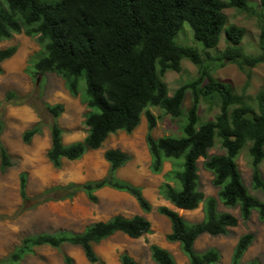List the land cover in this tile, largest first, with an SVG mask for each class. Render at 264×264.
Here are the masks:
<instances>
[{
	"label": "trees",
	"instance_id": "obj_1",
	"mask_svg": "<svg viewBox=\"0 0 264 264\" xmlns=\"http://www.w3.org/2000/svg\"><path fill=\"white\" fill-rule=\"evenodd\" d=\"M260 5L264 8V0H260ZM232 7L256 12L249 0H0V40L25 33L37 36L45 49L40 58L30 57L27 65L30 77L36 81L46 73H56L65 80L73 96L81 95L82 84L85 85L82 96L88 108L85 123L89 130L81 140L71 143L63 140L64 130L58 123L65 110L63 103L44 104L53 116L51 146L47 151L50 162L61 168L64 160H79L90 150L101 148L112 133L120 130L132 133L146 116L151 172L160 174L164 163L172 162V169L164 174L159 186V194L180 209L194 210L203 205L204 218L199 222L189 221L166 205L157 208L171 222L167 239L180 243L189 264H216L221 260L215 247L204 251L195 248L203 234L226 235L239 224V217L246 222L253 211L264 222V202L250 193L237 163L242 149L250 143L253 180L257 187L264 186L260 171L264 162V90L257 94L256 108L235 92L230 81L213 73L215 67L236 63L246 74L245 87L250 85L253 68L264 62V16L259 14L263 20L260 36L263 51L259 55L249 54L241 45L245 28L236 24L226 26L228 17L224 10ZM184 22H189L195 40L205 48L217 47L224 29L228 44L215 55L203 54L196 46L181 45L176 36ZM17 50L15 45L0 49V72L2 63ZM183 59L198 67V75L170 95L165 74L170 70L181 71ZM188 91L192 104L182 127L183 135L155 137L153 130L158 120L150 107L158 106L173 118L181 117ZM215 98L220 100V112L215 119L201 122L202 100ZM5 101L25 103L24 97L14 91L7 92ZM42 128L43 124L37 122L23 133V141L31 142ZM3 131L0 113V168L6 171L13 161L1 139ZM216 138L225 153H209ZM105 158L110 163L105 177L54 185L34 198L28 194V172L22 171L19 175L22 203L18 213L50 200L73 199L81 192L96 203L97 192L106 187L133 195L144 214L153 211L143 188L117 175L119 168L131 160V154L112 148L105 151ZM200 158L205 159L203 167L214 176L217 197L207 196L201 189ZM219 201L227 208H239L240 216L221 211ZM144 214L132 217L118 214L90 223L80 232L58 230L28 235L3 262L17 264L37 247L60 248L64 244L80 246L91 263L101 262L94 244L117 232L139 238L152 231V223ZM254 240L252 232L240 236L231 264H245L243 257ZM150 250L157 264H178L168 249L151 244ZM65 260L71 262L70 257ZM121 264L137 262L123 253ZM246 264L261 262L254 259Z\"/></svg>",
	"mask_w": 264,
	"mask_h": 264
},
{
	"label": "rangeland",
	"instance_id": "obj_2",
	"mask_svg": "<svg viewBox=\"0 0 264 264\" xmlns=\"http://www.w3.org/2000/svg\"><path fill=\"white\" fill-rule=\"evenodd\" d=\"M249 3L256 10L255 13L235 7L226 8L224 10L228 17L226 26L236 24L245 28L246 32L241 45L247 53L259 55L263 51L260 37L263 20L259 14L264 16V8L261 7L260 0H249ZM176 41L184 46H196L203 54L208 52L212 55L219 53L228 44L224 29L219 45L215 48H205L201 42L195 40L189 22H184L176 36ZM12 45L17 46L18 50L13 57L2 63L0 72V113L4 122L1 139L13 161V166L8 170L2 171L0 168V264H12L3 262V259L13 252L20 245L22 239L28 235L40 232L53 233L58 230L80 232L88 224L107 220L116 214L133 215L142 212L137 200L130 198L126 193H117L108 189L98 193L99 201L96 203L91 202L85 194L80 193L73 199L50 200L35 208L18 213L22 203L19 191V175L22 171L28 172V194L31 198L54 185L84 182L96 176L94 173H88L89 160L94 156H102L103 151L114 146L132 148L130 144L134 131L131 134L119 132L111 135L99 151L90 152L76 161L64 160L61 168H55L47 157V151L51 145L50 125L53 116L44 104H64L65 110L58 118V123L64 130L63 140L65 143L83 139L89 130L85 123L88 111L87 104L83 99L85 85L82 84L81 95L73 96L68 90L65 80L56 73H46L38 80H33L27 73L28 61L34 55V60H36L45 54V49L39 43L38 37L20 33L15 34L11 39L0 40V49ZM213 73L221 80L230 81L235 92L243 95L245 101L257 108V94L264 90V62L253 68V77L247 88L245 87L246 74L239 69L236 63L215 67ZM197 75L198 67L189 59H183L181 71L170 70L165 74L170 95L180 85ZM9 91H14L24 97L25 103L5 101V96ZM191 104L192 94L188 91L181 117L173 118L166 114L161 107H150L158 120L154 129L155 137L182 136V127L186 123L187 112ZM219 112V98L203 99L199 109L200 121L215 119ZM142 120H147L146 116H143ZM37 122L43 124L42 132L36 135L31 142L25 143L23 133ZM249 145L250 143L242 149L237 163L250 193L264 202V186L257 187L253 180ZM209 153H225L219 138H216V144L209 150ZM135 154L136 152L133 151V156ZM204 160V158H200L198 161L201 189L207 196L217 197L218 188L213 184L214 176L203 167ZM260 171L264 181V162L260 165ZM127 177L128 175H120L121 179L127 180ZM143 177L141 182H134V184L145 189L144 194L153 205V211L148 214L152 222L150 233L133 238L118 232L94 244V248L101 258V262L98 263L89 262L80 246L64 244L60 248L37 247L33 254L27 255L17 264H121L123 253L132 256L137 264H156L151 256V244L165 246L174 255L178 264H189L180 244L167 239L171 230L170 222L157 211L159 206L165 205V201L156 190L158 186H152L149 182L155 178L162 180V175H153L146 168ZM219 209L240 216L239 208H227L220 201ZM179 213L192 222H199L204 218L202 204L194 210H179ZM239 220V224L231 227L226 235L203 234L197 239L195 248L198 251H204L215 247L221 253V260L216 264H231V257L238 239L241 235L252 232L255 234V240L245 253L243 262L246 264L258 259L261 264H264V222L260 221L257 211H253L248 221L244 222L240 217ZM66 257L71 258L70 263L65 260Z\"/></svg>",
	"mask_w": 264,
	"mask_h": 264
},
{
	"label": "crops",
	"instance_id": "obj_3",
	"mask_svg": "<svg viewBox=\"0 0 264 264\" xmlns=\"http://www.w3.org/2000/svg\"><path fill=\"white\" fill-rule=\"evenodd\" d=\"M147 130H148V121L147 120H141V123L139 124V126L135 129V131L133 132V138L131 140V144H130V147L132 148H128L126 149L125 147H120V146H114L112 147L113 149H121L125 152H128V153H132L131 156V160L126 163L123 167L119 168L118 172H117V175L118 177L120 178V175H128L127 177V180L126 181H130L131 183L134 184L135 183H139L142 181V179L144 178L143 177V174H144V171L147 169L150 170V165H151V154H150V151H149V148H148V145H147V141H146V135H147ZM119 132H124V133H127L126 131H118L116 133H119ZM116 133H112L111 135H115ZM129 134V133H128ZM131 134V133H130ZM153 134H154V130H153ZM110 135V136H111ZM109 136V137H110ZM155 136V135H154ZM108 137V138H109ZM158 137H161V136H158ZM107 138V139H108ZM81 140V139H80ZM107 141V140H106ZM105 141V142H106ZM104 145V144H103ZM138 145L141 147H138ZM51 146V145H50ZM50 148V147H49ZM112 148H109V149H112ZM136 150H133L135 149ZM100 149V148H99ZM99 149H95V150H90L89 152H87L85 155H87L88 153L90 152H97L99 151ZM108 150V149H106ZM105 150V151H106ZM105 151L102 152V156H99L96 157L94 156L93 158H91L89 160V163H88V173L92 174H96V176L88 179V180H97V179H101L103 177H105L108 173V170H109V167H110V163L106 160L105 158ZM133 151L136 152L135 156H133ZM84 155V156H85ZM70 161H76V160H70ZM172 169V162L171 161H166L164 163V169H163V172L160 173V174H153V175H162V180H158L157 178H155V180L153 179L151 182H149L152 186H158L156 188V190H158V193H159V186L160 184L164 181V174L168 171H170ZM86 180V181H88ZM125 180V179H123ZM85 182V181H84ZM143 188V187H142ZM114 190L115 192L117 193H126L130 198L132 199H135L136 198L131 195L130 193L128 192H125V191H119V190H116V189H113V188H110V187H106V188H103L101 190H99L97 192V195L99 196V192L101 191H104V190ZM145 189H143L144 191ZM83 193V192H81ZM80 194V193H79ZM85 194V193H83ZM86 195V194H85ZM160 195V194H159ZM161 196V195H160ZM87 197V196H86ZM162 197V196H161ZM162 199L165 201V205L178 211L179 210H185V209H180L178 207H176L174 204H172L170 201L166 200L165 198L162 197ZM168 203V204H167ZM142 210V209H141ZM152 212V211H151ZM150 212V213H151ZM148 213V214H150ZM137 214H144V212L142 211L141 213H135L133 215H124V214H121V215H124V216H127V217H132L134 215H137ZM148 214H144L146 215V217L151 221V219L148 217ZM118 215V214H116ZM115 216V215H114ZM164 216V215H163ZM113 217V216H112ZM166 217V216H164ZM167 218V217H166ZM110 219V218H109ZM168 219V218H167ZM108 220V219H107ZM169 220V219H168ZM102 221V220H100ZM105 221V220H103ZM170 222V220H169ZM152 223V222H151ZM170 229H171V222H170ZM171 232V230H170ZM169 232V233H170ZM118 233V232H117ZM123 233V232H122ZM116 234V233H115ZM179 243V242H178ZM180 244V243H179ZM159 245V244H158ZM164 248H166L165 246L163 245H160ZM181 247V245H180ZM167 249V248H166ZM174 256V255H173ZM188 258V257H187ZM189 261V260H188ZM156 263V262H155ZM157 264V263H156Z\"/></svg>",
	"mask_w": 264,
	"mask_h": 264
}]
</instances>
